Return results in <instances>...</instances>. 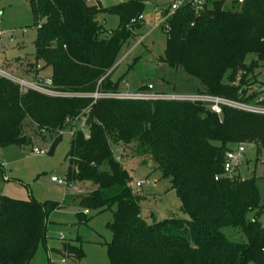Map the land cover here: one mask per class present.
Returning <instances> with one entry per match:
<instances>
[{
	"label": "trees",
	"instance_id": "obj_1",
	"mask_svg": "<svg viewBox=\"0 0 264 264\" xmlns=\"http://www.w3.org/2000/svg\"><path fill=\"white\" fill-rule=\"evenodd\" d=\"M147 1L104 8L100 1L29 0L36 17L45 20L34 42V66L39 72L51 69V89L69 96L22 93L18 84L0 77V149L28 144L24 123L30 120L40 132L56 134L52 153L64 127L87 117L89 135L77 129L71 139L66 181L83 188L76 196L79 223L87 222L85 211L116 207L109 224L110 264H264V206L257 184L224 171L227 152L237 146L264 149V114L224 108L219 117L188 101L90 97L121 93L112 76L120 51L141 26L128 25L143 15ZM102 14H116L119 28L108 33L99 21ZM169 27L164 60L200 83L197 94L236 102L259 95L251 76L264 62V0H237L232 10L225 0H205L198 14L189 6L179 9ZM250 55L256 60L247 64ZM114 145L135 150L162 171L186 219L144 220L142 197L131 189ZM62 208L0 196V264H30L46 242L50 215ZM251 212L256 216L249 221ZM226 227L240 228L247 241L232 242ZM60 253L77 262L86 257L68 244Z\"/></svg>",
	"mask_w": 264,
	"mask_h": 264
},
{
	"label": "rangeland",
	"instance_id": "obj_2",
	"mask_svg": "<svg viewBox=\"0 0 264 264\" xmlns=\"http://www.w3.org/2000/svg\"><path fill=\"white\" fill-rule=\"evenodd\" d=\"M100 1L104 8H109L128 0ZM225 1L226 9L232 10L236 7L237 0ZM173 2L174 0L147 1L143 12L144 22L135 29L133 36L120 51L112 76V81L119 83L120 92L141 94L138 88L152 85L154 90L146 89L144 94L160 93L188 97L197 94L201 89L196 79L188 76L183 69L170 67L164 60L167 34L164 25H156L162 22L164 10ZM99 21L108 33L117 30L120 25L116 14H102ZM44 23L45 20L36 17L29 0H0L2 77L33 82L25 74L39 72L34 66V42L39 27ZM254 60L256 56L250 55L246 63L251 64ZM40 72L43 78H34L37 82H45L52 71L47 69ZM254 75L251 76L254 78L252 90L256 93L264 88H261V85H264V62H260ZM73 126L64 127L60 132L61 140L51 153L56 134L49 131L42 133L35 124L26 120L24 133L31 138L30 142L22 147L9 146L0 149V164L3 167L0 170V196L19 200L33 198L42 203H60L63 206L50 215L46 242L39 246L30 264H110L107 245L112 241L113 235L109 224L113 221L116 207L102 212L87 211L88 220L81 224L77 218L81 210L76 196L83 188L66 187L51 181L52 177L66 180L67 157L75 130L81 129L86 136L89 135L90 125L87 117L77 119ZM245 149L244 159L232 174L242 179H254L260 193L261 205L264 206V149L258 150L251 144H245ZM36 151L43 154L36 155ZM113 151L116 159L132 178L131 189L142 197V216L148 224L170 218H187L181 210L180 200L170 180L164 178L156 165L145 163L135 150L124 152L120 145H114ZM137 183L147 184L138 187ZM255 216L256 212H251L247 219L252 221ZM261 221L264 223V215ZM223 232L232 242L247 241L240 228L226 227ZM64 244L80 247L86 257L80 262L64 257L60 253Z\"/></svg>",
	"mask_w": 264,
	"mask_h": 264
},
{
	"label": "built area",
	"instance_id": "obj_3",
	"mask_svg": "<svg viewBox=\"0 0 264 264\" xmlns=\"http://www.w3.org/2000/svg\"><path fill=\"white\" fill-rule=\"evenodd\" d=\"M242 1V0H241ZM205 0H174V2L171 4V7L169 9V12L167 15H165L162 19V22L160 24H157L156 27H159L160 25H164L165 31H170L169 27V21L170 19L175 15V13L185 7L189 6L195 10V12L198 14L200 11L204 9ZM144 18L143 15H140L136 19H132L128 25V29H131L132 26L143 23ZM3 74V71L0 70V77ZM14 80V81H13ZM12 81L15 82L20 86V90L22 93H26L29 90H33L36 92H39L44 95L52 96V97H59V96H69L67 94H62L55 92L51 89L52 82L49 81H33L28 82L26 80H16L13 79ZM149 90H153V86H148ZM92 98L95 100L99 98H115V99H155V100H180V101H188L192 103H200L205 106H208L209 109L216 114L217 116H222L223 109L224 108H231V109H237L245 112L250 113H259L264 114V88L260 90L259 95L251 102H236L227 100L224 98L211 96L207 94H195L192 96H170V95H159L156 93H141V94H102L99 92H96L92 94ZM246 152L245 145H239L234 150H231L227 152L226 154V162L224 164V171L226 175H232L235 168L240 164V162L244 159V153ZM36 155H42L40 152L36 151ZM219 176L216 177V180H219ZM51 181L54 183H57L59 185H65L66 187H71L66 180H60L56 177H52ZM147 183H137L138 187H141L142 185ZM85 214H88L87 211L84 212Z\"/></svg>",
	"mask_w": 264,
	"mask_h": 264
},
{
	"label": "crops",
	"instance_id": "obj_4",
	"mask_svg": "<svg viewBox=\"0 0 264 264\" xmlns=\"http://www.w3.org/2000/svg\"><path fill=\"white\" fill-rule=\"evenodd\" d=\"M97 1H100V0H97ZM240 2H241V0H239ZM88 3H90V4H95V0H88L87 1ZM101 2V1H100ZM2 66H4V65H2ZM10 69V68H9ZM46 71V70H45ZM44 71V72H45ZM40 73H42V72H37L36 74H32V73H26L25 75H27V76H29V80L30 81H35L34 80V78H38V79H42L43 77H42V75L40 74ZM37 76V77H36ZM51 76H52V72H51V74H50V76H49V78L47 79V80H50V78H51ZM154 90V89H153ZM123 93V92H122ZM125 94H131V93H125ZM10 198H12V197H10ZM14 199V198H13ZM19 200V199H18Z\"/></svg>",
	"mask_w": 264,
	"mask_h": 264
}]
</instances>
